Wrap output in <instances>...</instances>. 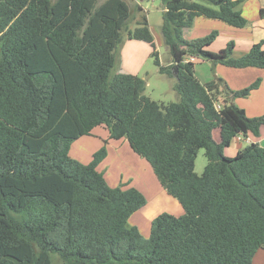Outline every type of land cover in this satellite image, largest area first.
Masks as SVG:
<instances>
[{
  "label": "trees",
  "instance_id": "1",
  "mask_svg": "<svg viewBox=\"0 0 264 264\" xmlns=\"http://www.w3.org/2000/svg\"><path fill=\"white\" fill-rule=\"evenodd\" d=\"M203 1L162 0L167 65L145 15L127 31L150 45L159 73L175 78L178 100L158 103L143 78L112 72L131 17L126 0H0V264H253L264 250V147L223 154L234 137L259 136L264 115L248 117L233 100L260 79L238 90L221 79L201 83L185 61L264 69L263 41L233 57L231 41L224 55L206 49L215 32L185 40L197 16L247 24L236 9L243 0ZM97 127L127 140L183 214L160 213L148 237L128 225L146 199L134 186L106 183L97 168L105 146L87 164L69 154ZM200 148L207 162L197 174Z\"/></svg>",
  "mask_w": 264,
  "mask_h": 264
},
{
  "label": "rangeland",
  "instance_id": "2",
  "mask_svg": "<svg viewBox=\"0 0 264 264\" xmlns=\"http://www.w3.org/2000/svg\"><path fill=\"white\" fill-rule=\"evenodd\" d=\"M126 1L130 8L131 17L126 24V28L122 31L121 41L115 49V64L112 72L132 73L143 78L146 83L144 94L158 103H168L178 100V96L173 88L175 78L159 73L158 67L154 64V57L151 55L152 48L150 45L146 42L127 37V31L136 26V22L141 18V15H145L155 39L156 50L161 64L167 65L170 63L167 47L164 45L160 34L162 12L164 10L162 0ZM196 1L205 3L203 0ZM253 2L257 1L253 0ZM137 4L141 6V12L137 10ZM251 4V0H243L236 9L240 11L242 7H250ZM229 30L241 31H235V33H233ZM184 31L185 34L183 38L187 41L204 37L211 32H215V39L206 49L219 55H224L225 47L228 42L231 41L238 47L245 37L251 36L253 32L254 34L257 33L256 29L252 28L251 24L248 22L243 28H234L222 21L200 16L195 17L191 26L185 28ZM194 72L196 78L202 83L216 79H221L225 82L226 79H235V73L239 72V69L214 63L210 60L196 58L194 61ZM256 79L260 78L255 77L248 80L249 82L245 86L250 85ZM226 85L228 86L227 83ZM222 87L223 84H220L219 88L222 89ZM254 90L250 92L248 97L243 99L248 101L252 100V103L256 105L257 108L259 105L264 108V89L262 88L260 91ZM243 99H240V102H243ZM263 113L264 112H262V114ZM102 130L103 129L100 127H97L93 130L91 135H85L74 140L70 145L69 154L74 156L73 158L79 160L81 163L87 164L91 161L92 154L105 146L107 151L106 157L99 163L97 168L103 174L106 183L111 187L118 186L127 188L129 186H134L136 188H141L138 189L143 192L146 203L130 217L131 219H129L128 225H136L140 234L143 237H148L150 223L154 215L167 210L166 207L163 210L162 202L157 204L156 201L167 199L168 201L172 200L179 206L181 205L177 199L168 195L165 191V193L162 192L161 189L163 187L156 178L149 163L132 151L125 138L119 140L107 139L105 136L106 134ZM215 134L217 133L215 132ZM242 142L244 144V141ZM232 148L233 144L231 145V149ZM229 152L230 151L226 152L224 149L223 154H229ZM86 159H88L87 162H82ZM206 162L204 149L200 148L195 157L194 172L201 174ZM127 177L131 178L133 181L128 183ZM162 195H164L163 198ZM155 203L157 205H155Z\"/></svg>",
  "mask_w": 264,
  "mask_h": 264
},
{
  "label": "crops",
  "instance_id": "3",
  "mask_svg": "<svg viewBox=\"0 0 264 264\" xmlns=\"http://www.w3.org/2000/svg\"><path fill=\"white\" fill-rule=\"evenodd\" d=\"M256 1L257 2H253V0H251V3H252L251 6L250 7L246 6L244 8L242 7L240 9V12H241V15L247 20V22L251 24L252 28L256 29L257 33L254 34V32H253L251 36L245 37L243 39V42L240 43L241 44L240 46L237 47V45H234L233 51L231 53V55L233 57H239L240 55L246 53L252 44L257 43L259 41H263V46H264V19L259 15V11L261 9H264V0H256ZM138 6H140V5H138ZM214 20H217V19H214ZM149 28H150V26H149ZM184 29H183V33H182L183 36L185 34ZM229 31L235 33V31L239 32L241 30H229ZM253 31H255V30H253ZM151 33H152V31H151ZM237 69H239V72L235 73L236 78L235 79H228V80L226 79V81H225L228 84L230 89H232V90L241 89V88L245 87L246 84H248V82H249L248 80H251L252 78H255V77H259L261 80L260 85L256 88V91H260L262 88L264 89V69L258 68V67H246V68H244L245 70L243 68H237ZM246 97H248V96H246ZM243 98H245V97L236 98L233 100V103L236 106H238L239 108H242L245 111L246 116H248V117L261 116L262 112H264V108L260 107V105L257 108V106L252 103V100L248 101V100L243 99ZM240 99H243V102H240ZM101 129H103V128H101ZM102 131L106 134L105 136L108 139V132L104 129ZM215 132L217 134H215ZM213 138L217 142L220 140L219 129L213 130ZM242 141H244V144ZM251 142H256L259 145L264 147V125L261 126L260 131H259V136L256 138L252 137L251 135H247V136L238 135V136L234 137L232 139L230 145L225 148L226 152L230 151L229 154L226 153L224 155L226 157H233L238 150L244 148L246 145H248ZM232 144H233V148L231 149ZM72 157H74V156H72ZM87 160L88 159H86L85 161H82V162H87ZM126 179H127L128 183L133 181L129 177H127ZM138 188H140V187H138ZM161 190L163 193L166 192L163 188ZM158 195H161V194H158ZM164 195H162V198L164 197ZM156 202H157V204L159 202H162L163 210L165 207L167 208V210L165 211L166 213H170V214L175 215V216H179V215L183 214V208L181 206H179L178 204H175L172 200L168 201L166 199V200H158ZM157 204L155 203V205H157ZM163 212L164 211L159 212L156 215H159L160 213H163ZM156 215H154V218ZM133 226H136V225H133ZM253 264H264V250L259 249L255 253V255L253 257Z\"/></svg>",
  "mask_w": 264,
  "mask_h": 264
},
{
  "label": "built area",
  "instance_id": "4",
  "mask_svg": "<svg viewBox=\"0 0 264 264\" xmlns=\"http://www.w3.org/2000/svg\"><path fill=\"white\" fill-rule=\"evenodd\" d=\"M185 61H189V62L193 63L195 61V58L191 57V56H186L185 57ZM214 107H215V109H219L220 108V103L219 102H215L214 103Z\"/></svg>",
  "mask_w": 264,
  "mask_h": 264
}]
</instances>
